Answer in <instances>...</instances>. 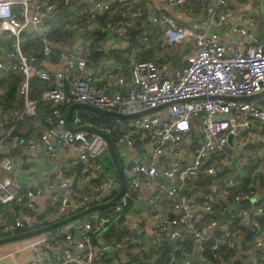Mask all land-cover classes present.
I'll return each instance as SVG.
<instances>
[{"label":"built area","instance_id":"2783aa9c","mask_svg":"<svg viewBox=\"0 0 264 264\" xmlns=\"http://www.w3.org/2000/svg\"><path fill=\"white\" fill-rule=\"evenodd\" d=\"M158 1L0 0V39L13 41L10 49L4 48L7 61L0 59V75L13 71L21 75L16 98L21 106L0 110V124H4V128L0 125V167L4 174L18 165L16 151L33 152L41 145L45 151L43 162L55 165L57 170L47 183L52 191L49 202L58 203L56 216L105 200L101 193L110 185L111 177L99 160L109 154L107 142L100 132L68 127L66 111L74 101L136 113L113 116L110 124H104L86 110H72L71 121L107 133L112 127L122 129L119 142L131 147L135 138H142L156 144L152 156L163 155L166 159L162 166L153 159L136 160L123 193L109 212L95 208L35 234L28 243L33 255L27 264H141V260L149 264H198L177 258L169 246L171 258L165 263L159 262L156 254L143 257L140 250L148 245L142 244V237L153 236L155 243L164 242L166 235L177 240L182 253H197L204 264H232L236 259L242 264H264V179L260 167L251 162L253 158L264 161V147L254 142L264 143V94L253 99L238 98L264 89V43L257 30L260 0H215L210 4L195 0L201 2L199 7L205 12V18L199 21L178 20L160 7H149ZM163 1L183 14H194V0ZM246 3L250 9L244 7ZM235 4L241 5L236 15ZM64 9L70 12L40 28L24 31V26ZM83 17L85 23L80 22ZM61 23L70 33L67 40L48 38L47 34ZM211 24L222 25L221 31H212ZM134 29L139 30L135 39ZM109 35L121 39L117 48L124 59L110 54V47L103 45V37ZM26 39L42 41L40 63L32 64L38 56L24 50ZM180 48L183 62L172 67L163 55ZM56 53L60 57L55 61L51 55ZM95 53L102 58L94 59ZM43 62L59 66L48 69ZM33 80L44 86H33ZM3 93L0 88V97ZM41 101H48L50 110L42 120L38 118ZM148 108L153 109L144 111ZM193 116L197 122H193ZM28 117L34 126L18 129ZM14 128L19 134L11 135ZM229 146L243 148L236 156L237 173L233 175L227 169L228 174H221L216 181L211 179L202 201L193 199L192 194L200 188L198 177L214 174L231 162ZM56 147L72 148L76 156L56 163ZM221 157L226 158L219 163ZM76 162L80 163L81 178L100 170L101 180L94 189L81 194L70 189L67 171ZM163 176L174 182L167 184ZM243 176L249 178V183L236 190ZM142 184L147 187L148 221L137 214L141 226L137 237L124 234L107 244L102 234L112 225H124L122 214ZM39 193L37 186L23 190L12 176L0 175V203L15 202L22 207L10 206L1 213L0 229L11 233L34 224L42 210ZM164 197L176 211L174 215L164 209ZM241 199H248L249 204L231 210L217 223L212 212L223 213L228 204ZM247 228L250 234L245 237ZM94 237L103 245L99 246ZM208 241L219 259L217 263L205 252ZM130 243L134 244L133 250L125 247ZM134 254L141 260L130 262Z\"/></svg>","mask_w":264,"mask_h":264},{"label":"crops","instance_id":"0c3cea01","mask_svg":"<svg viewBox=\"0 0 264 264\" xmlns=\"http://www.w3.org/2000/svg\"><path fill=\"white\" fill-rule=\"evenodd\" d=\"M214 1L215 0H204V2L208 3V4H210ZM199 4H201V2H199V1L196 2L195 0L193 1L192 5H193L195 11H194V14H192V15L181 13L176 6L169 5L163 0H160L158 2H154L149 7H152V6L160 7L161 9L172 14L178 20H182V21L183 20L184 21L196 20V21H199V20L205 18L204 9H202V7H199ZM240 7H241L240 4H235V8H236L235 15L238 13V10L240 9ZM244 7L246 9H250L249 3L244 4ZM259 10H260V6H259ZM259 25H260V21H259ZM259 25L257 26V29H258ZM120 41H121V39L118 36L109 35V36L103 37V45L106 47H110V49L120 47L121 46ZM163 56L167 57V55H163ZM0 59L2 61H7L6 57L4 56V46H3V49H0ZM43 65L48 69H54V68L59 66V64H53L52 62H43ZM50 124H51V122L47 123V125H50ZM24 130H26V129H24ZM140 139H141L142 144L144 145L143 146L141 144L140 149H136L133 146H131V147L125 146L123 142H120V144H119V148H118L119 153L118 154L122 160L120 163L122 164V166H124V170H125L126 174L128 175L127 179L131 173L132 163L129 166H127L131 159H134V161L139 160V159H144V158H146L147 160L153 159L157 163H159V166H162L163 161L166 160L163 155H155L156 157L152 156V149L148 150V148H147V145H151L152 143L146 142L142 138H140ZM254 142L256 143L255 145L262 144L261 147L262 148L264 147V143L256 142V141H254ZM235 148H238V150H235ZM229 149L232 152L233 156H238L243 151V148H241L239 146H229ZM124 151H125L126 155H124L125 154ZM44 154H45V151L41 145H38L36 147L35 151H33V152L21 149L20 151H16L14 154V157H17L19 160H18V165L15 164L12 168V171L5 172V174H4V169H2L0 167V175L1 176H4V175L12 176L14 178V180L21 186V188L23 190H25L28 187H31L32 185L39 187L40 193L37 195V199H38L39 205H40V207H42V209L45 207L47 201H49V197L52 193V191L49 190V188L47 187V183L51 179H53L55 177V175L57 174L56 167H54L55 165H50V164H46V162H43ZM109 155L110 154L104 155L103 158L108 157ZM75 156H76L75 152L72 148L61 149L59 147H56V156H55L56 163L61 162L65 159H69L71 157L73 158ZM101 159H102V157L99 160L100 162H101ZM251 162L256 163V165L258 167H260L259 172L261 174V177L264 179V161H262L260 159H254L253 158L251 160ZM77 163L78 162H76L73 165V167H71L67 171V175L71 178V185H73L74 182H76V184L81 189H84V188H86L87 190L94 189L95 186H97V185H95L94 182L91 180L95 179V178L99 177V175H101L100 170H95V171L91 172L87 177L81 178L79 173H78V175H76V164ZM101 164H102V162H101ZM102 166H103V164H102ZM114 168H115V166H114ZM104 171H106V170H104ZM107 172L109 174H111V173L116 172V170L114 169V170L107 171ZM230 172L234 175V173L232 171H230ZM228 173L229 172H227L225 174H228ZM164 180L166 181L167 184H172L174 182V181H172V179H169V178L168 179L166 178ZM196 182L200 188H198L197 191L192 194V198L196 199L200 202V201H202V198H203V196H200V192L202 190L203 184L198 179ZM109 186L106 189H104L101 193V195L106 197V198H109L108 197L109 195H114L120 188V184H119L118 190L116 189V191H113ZM146 196H147V187L144 184H142L139 188L138 195L134 198L131 205L127 209H125V211L122 214V221H123L124 226H126L128 229L132 230V232H135L136 234L139 233L141 230V226L137 223V217L138 216L136 217V215L139 214L140 217H143L145 220L148 221V215H147L148 207L146 204ZM163 200H164V202H163L164 209L166 211H167V209L169 210V212L167 211L168 215H174L176 213V211H174L173 209H171L169 207V204H168L166 197H164ZM138 201H139V203H137ZM231 204H233V203H230L228 205H231ZM228 205H227V208H228ZM233 209L234 208H231L229 210V212ZM248 228L246 229V231L244 233L245 237H248L250 234V229H248ZM144 238L145 239L148 238L147 245L153 244V240H154L153 236H145ZM28 243L22 244V245L13 247V248H11V245H9L8 243L1 244L0 245V264H27L29 259L33 255L32 248ZM125 247H127V249L133 250L134 244L130 243V244L126 245ZM5 250H7V251L4 252Z\"/></svg>","mask_w":264,"mask_h":264},{"label":"trees","instance_id":"16d2710c","mask_svg":"<svg viewBox=\"0 0 264 264\" xmlns=\"http://www.w3.org/2000/svg\"><path fill=\"white\" fill-rule=\"evenodd\" d=\"M106 18V16H104L103 18H101L102 20H104ZM87 21V19L85 17H83V19L80 21L81 23H85ZM65 23H61L60 26H55L50 34H47L48 38H50L51 40H60V41H65L67 40V38L70 36V33L68 32V30L65 28ZM138 29H134L132 31V37L135 39L136 38V34L138 33ZM95 33V32H94ZM12 40L11 39H6L4 40V38L0 39V49L4 48L6 49H10L12 47ZM42 47V41L40 39H34V40H30V39H26L25 40V44H24V50L26 52H32L33 54H36V56L40 57V50ZM110 54L116 56L117 58L120 59H124L125 55L123 54L122 50L118 49V48H113L110 49L109 51ZM60 57V55L58 53L51 55L52 60H57ZM92 57L94 59H99L102 58V55H100L99 53H95V55H92ZM21 80V75L20 73H18L17 71H13L11 73H7V74H1L0 75V88L3 89L4 93L3 95L0 97V110H12L15 107H20L21 104L16 102V98H17V86L19 84ZM35 82V80H33ZM33 86L36 87H43L44 85H39L37 84V82H35L33 84ZM66 106H63L62 109L65 110ZM39 115L38 118H40L41 120L46 117L47 115H50V110H49V102L48 101H41L39 103ZM73 110H86L87 112H89L93 118L95 120H97L100 123H107L110 124L112 119L114 118L113 115H110L111 118L109 120H105L106 118H104L105 115L108 116V114H104V113H98V112H94L91 111L89 109L86 108H82V107H74ZM0 111V112H1ZM2 126V128H4V124H0ZM34 126V121L32 118L28 117L26 118L25 122L19 123V125L17 126L18 129H31ZM122 133V129L118 130V128L116 127H112L109 130V135L113 141L115 150L117 152L118 155V159L121 162V158L119 157V138L121 136ZM10 138V137H9ZM101 162L103 164V168L106 171H111L110 168H114V164L111 160L110 155L108 157H104L101 159ZM101 180V175H99V177L92 179L91 181L94 182L95 185H97ZM240 181V185H238L235 189L236 190H241L246 188L247 183H249V178H246L245 176H243L242 178L239 179ZM70 189H72L74 192L77 193H83L84 190H87L86 188H84L83 190H80L79 186L76 184V182H74L73 185L70 186ZM201 200V199H200ZM14 207L16 209H21V205L16 204L15 202H12L10 204H1L0 203V214L7 211L8 207ZM218 205H215L214 208H217ZM57 208H58V203H54L51 204L49 201H47L45 207L35 216L36 218V222L34 224H27L25 226L19 227L16 229L15 232H19V231H23V230H27V229H31V228H35V227H40L42 225H46L49 223L54 222L55 220H58L64 216H56L57 214ZM113 208V205H108L106 207H103L101 210L104 212H109L111 209ZM50 216H55L53 219L48 220L47 218ZM207 216H209V214H207ZM9 233L7 232H3L0 229V237L1 236H5ZM124 234H129L131 237L136 238L137 234L135 232H130V230L122 225L121 223L118 225H112L107 232H105L104 234H102L101 238L103 240H105L107 242V244H113V242L115 240H118L122 235ZM61 238V236H60ZM142 244H147V240L148 238H143L142 237ZM94 241L96 243H98V245H103V243L99 242V240H97L96 237H94ZM212 242L208 241L206 242V249L205 252L207 253V255L212 259L213 262H216L219 260L218 257H216L214 255V251L211 250V245ZM140 252L143 254V257L145 258H150L152 254H156L157 255V260L161 263H165L166 261L170 260L171 258V249L168 247V245L162 241H156L153 244L148 245V248L144 249V250H140ZM215 254L217 255V252L215 251ZM229 259V258H226ZM137 260H141L140 257L138 256V254H134L131 256V260L130 262H134ZM141 264H149L150 261L144 262V261H140ZM232 264H242V261L240 259H236L232 261Z\"/></svg>","mask_w":264,"mask_h":264},{"label":"water","instance_id":"95a60500","mask_svg":"<svg viewBox=\"0 0 264 264\" xmlns=\"http://www.w3.org/2000/svg\"><path fill=\"white\" fill-rule=\"evenodd\" d=\"M70 10L69 9H64V10H59L57 11L54 15L52 16H44L42 17L41 21L38 23H30L26 26H24V31H31L33 28L37 27L40 28L42 26L43 23L45 22H49L52 23L55 20H57L59 17L69 13ZM259 21H260V25L258 27V33L260 36V41L262 43H264V27H263V23H264V0H260V10H259ZM209 28L212 31H217L220 32L222 25H209ZM167 57L170 60V64L172 67H177L179 65L182 64L183 62V55H182V48L178 49L175 52H169L167 53ZM41 62V58L38 57L36 59H34L32 61V64H38ZM264 94V89L253 93V94H249V95H243V96H238V98L240 99H253L259 96H262ZM74 107H82V108H86L89 109L91 111L94 112H98V113H104V114H108V115H113V116H133L136 113H123V112H119V111H115V110H110V109H106L104 107L98 106V105H94L88 102H82V101H74L72 103H70L68 105L67 111H66V123L68 125V127H70L71 129L74 130H88V131H96V132H100L106 139L107 142V149L108 152L110 154L111 160L115 166V170L116 172L111 173L110 177H111V181H110V188L113 191H116V189L118 188V185L120 184V188L119 190L114 194V195H109V198L104 197V201L97 203V204H92L89 205L77 212L71 213V214H65L64 217L46 224V225H42L40 227H35V228H31V229H27V230H23V231H19V232H15L12 231L11 233L5 235V236H1L0 237V243L3 242H7L16 238H22V237H27V236H32L35 234H38L44 230H48L50 228L56 227L59 224H62L64 222H67L73 218H76L90 210H93L95 208H103L106 207L108 205H112L114 204V202L116 201V199L123 193L125 186L127 184V174L124 170V166H122V164L120 163L119 159H118V155L117 152L115 150L113 141L109 135V133L105 132V131H101L100 129L90 126V125H74L71 121V114H72V110ZM153 108H148L145 109L144 111H149L152 110ZM19 134L18 129L14 128L11 131V135H16ZM228 143L231 144V134L229 135L228 138ZM141 139L139 137L135 138L134 142H133V147H135L136 149H140L141 148ZM156 144H151V145H147L148 150L149 149H153L155 147ZM146 148V149H147ZM235 150H238V148H235ZM156 157V156H155ZM134 159H131L128 163L127 166H129L131 163L133 165L134 163ZM79 169H80V163L78 162L76 164V175H78L79 173ZM227 169H231L234 174L237 173V165H236V156H233L231 162L228 165H223L221 166L214 174H207L205 176L199 177L198 180L203 184L202 190L200 192V196H204V194L208 191L209 188V183L211 181V179L217 175L219 172L225 171ZM163 179H166V177L163 176ZM168 179V178H167ZM139 203V201L137 202ZM249 204V200L248 199H241L238 202H235L231 205H228V208L226 211H224L223 213H217V212H212L213 216L216 218L217 223H220L221 221H223L227 214L229 213V210L231 208H239V207H245ZM169 247H171L174 250V254L177 258L180 259H187L189 261H192L194 263H198V264H204V261H202L197 253H194L192 255H187L184 254L180 251V249L177 247V240L176 239H171L168 235H166L163 239H162Z\"/></svg>","mask_w":264,"mask_h":264},{"label":"rangeland","instance_id":"374dc122","mask_svg":"<svg viewBox=\"0 0 264 264\" xmlns=\"http://www.w3.org/2000/svg\"><path fill=\"white\" fill-rule=\"evenodd\" d=\"M104 118H106L105 120H109L111 118L110 115H105ZM193 119V122H197V117L196 116H193L192 117ZM101 158V157H100ZM103 158V157H102ZM226 157H221L219 159V163H221V161H223ZM115 168H110V170H114ZM228 171L225 170V171H222L221 173H219L218 175H215L213 177V181H216L220 176L221 174H225L227 173ZM128 176V175H127ZM139 216V215H137ZM36 235H32V236H27V237H22V238H16V239H13V240H10V241H7V242H3V243H0L1 244H4V243H8L9 245H11V248L13 247H16V246H19V245H22V244H27L29 241H31ZM7 250H5L4 252H6Z\"/></svg>","mask_w":264,"mask_h":264}]
</instances>
